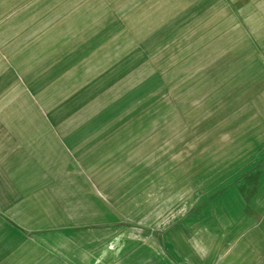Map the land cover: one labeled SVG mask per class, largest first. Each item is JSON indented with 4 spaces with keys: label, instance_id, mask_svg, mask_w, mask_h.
I'll return each instance as SVG.
<instances>
[{
    "label": "rangeland",
    "instance_id": "rangeland-1",
    "mask_svg": "<svg viewBox=\"0 0 264 264\" xmlns=\"http://www.w3.org/2000/svg\"><path fill=\"white\" fill-rule=\"evenodd\" d=\"M262 4L0 0V264H264Z\"/></svg>",
    "mask_w": 264,
    "mask_h": 264
},
{
    "label": "crops",
    "instance_id": "crops-1",
    "mask_svg": "<svg viewBox=\"0 0 264 264\" xmlns=\"http://www.w3.org/2000/svg\"><path fill=\"white\" fill-rule=\"evenodd\" d=\"M258 7L259 8H257L255 10V12H264V4H262L261 6H258ZM1 162L4 163V164L5 163L9 164L10 163V158L5 157V158H3L1 160ZM10 172H11V170L9 168L8 169L7 168L6 169H2L0 171V173L3 174V177H2V180H3L2 184L4 185L3 188L16 189V187L17 188L21 187V186L17 185V181L11 182L8 179L9 177L5 175V174H9ZM27 186L28 185L25 184L24 187H27ZM21 188H23V187H21ZM18 203L19 204H23V203H28V202L24 201L22 199L18 200V197H15L14 196V192H11V191L7 192V194H5L4 196L2 195L0 197V214L2 215V217L0 216V222L2 220H4V221H10L11 220L10 212L12 211V205H16ZM2 212H4V213H2ZM12 220H15V219H12ZM0 231H1V227H0ZM0 235H1V233H0ZM172 238H174V234H171V236H170V245L172 244V240H173ZM185 240H186V237H185ZM182 246H184L183 250H182V248H183ZM186 246H187L186 243L183 244V245L182 244H178L177 247H179V248H177V249H178L179 252H182V251L184 252L186 250L185 249ZM192 251L193 252H199V250H192ZM185 252H187V251H185Z\"/></svg>",
    "mask_w": 264,
    "mask_h": 264
}]
</instances>
